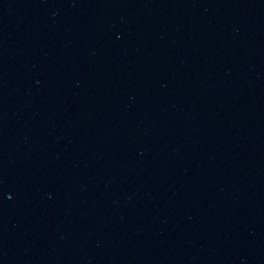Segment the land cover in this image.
Instances as JSON below:
<instances>
[{"label":"water","instance_id":"obj_1","mask_svg":"<svg viewBox=\"0 0 264 264\" xmlns=\"http://www.w3.org/2000/svg\"><path fill=\"white\" fill-rule=\"evenodd\" d=\"M0 264H264V0H0Z\"/></svg>","mask_w":264,"mask_h":264}]
</instances>
